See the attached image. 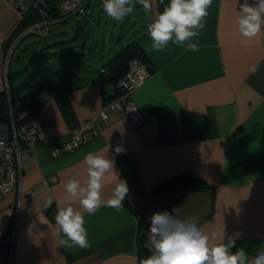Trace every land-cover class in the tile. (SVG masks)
<instances>
[{
  "label": "crops",
  "instance_id": "1",
  "mask_svg": "<svg viewBox=\"0 0 264 264\" xmlns=\"http://www.w3.org/2000/svg\"><path fill=\"white\" fill-rule=\"evenodd\" d=\"M243 2L213 0L205 29L193 38L200 46L197 52L169 42L162 52L146 53L142 45L150 43L147 15L136 37L144 60L153 66L133 91L141 121L133 124L114 102L98 135L52 154L54 145L115 95L99 77L104 58L111 55H102L100 62H64L58 54L39 108L40 114L53 116L57 126L34 143L32 154L22 161L18 183L0 199V240L13 229L15 264H139L140 234L145 232L147 242L149 218L157 211L171 212L174 206L181 208L182 218L196 216L218 236L224 232L225 242L239 233L232 252L243 247L254 257L264 251V25L250 40L239 34L235 18ZM151 3L154 18L166 5ZM21 18L8 1L0 0V89L5 86L6 57L23 32L7 51L5 41ZM83 47L71 54L85 56ZM93 52L90 48V56ZM252 65L258 66L255 73L250 72ZM0 133L9 135V127L0 128ZM116 141L122 147L118 153L111 149ZM89 152L114 158L115 173L106 174L104 198L118 175L129 191L141 196L142 207L135 212L127 194L120 211L102 206L95 214L84 213L91 246L67 248L61 245L64 237L55 223L57 205L68 195V180L86 179L83 160ZM183 172L208 186L178 185L153 195V187ZM49 196L52 209L46 213L43 205Z\"/></svg>",
  "mask_w": 264,
  "mask_h": 264
},
{
  "label": "clouds",
  "instance_id": "2",
  "mask_svg": "<svg viewBox=\"0 0 264 264\" xmlns=\"http://www.w3.org/2000/svg\"><path fill=\"white\" fill-rule=\"evenodd\" d=\"M162 2V0H161ZM135 4L142 5L150 18L147 33L150 43L143 44L146 53L162 52L171 42L193 52L199 51V43L193 38L199 37L205 29V17L213 0H169L162 12L152 17L151 0H103V11L115 21L123 22L134 11ZM239 34L247 39L259 35L264 25V0H244L235 18ZM258 71L257 65L250 67V72ZM86 179H70L65 184L68 194L62 203H58L55 223L63 234L61 245L67 248L78 246L90 247L84 213L95 214L102 206L122 210L123 201L129 193L127 181L119 179L107 199L103 196L106 174L114 171V158L99 152L86 154ZM117 174V173H116ZM53 203L47 197L43 207L48 209ZM78 204L79 208L73 205ZM83 211H82V210ZM149 236L145 248L151 253L139 261V264H264V251L254 257L243 247L234 248L239 233L229 236L227 242L218 236L215 229L208 230L200 225L199 218L181 217V208L174 206L171 212L157 211L149 218ZM219 243H216L217 240Z\"/></svg>",
  "mask_w": 264,
  "mask_h": 264
},
{
  "label": "built area",
  "instance_id": "3",
  "mask_svg": "<svg viewBox=\"0 0 264 264\" xmlns=\"http://www.w3.org/2000/svg\"><path fill=\"white\" fill-rule=\"evenodd\" d=\"M6 1L18 11L21 17L34 11L42 15V19L39 22L28 27L22 34L31 31L41 32L47 23L51 21L45 17L43 6L45 1L43 2V0ZM87 1L57 0V5L59 11L67 17L76 12H85ZM152 70L153 66L149 61L139 57H132L128 62L127 70L112 84V89L115 93L112 100L105 101L95 115L82 121L78 127L70 132L66 140L54 145L51 148V153L58 154L69 151L98 135L102 124L107 121V117L112 111L114 102L122 108L133 124L139 123L142 119V113L133 98V91L151 74ZM4 77L7 88L6 64L4 66ZM55 126H57V120L53 116L37 113L17 124L12 122L9 127V135L0 133V199L18 183L22 161L32 154L34 143ZM111 149L113 152L118 153L122 147L116 141L113 142ZM49 178L53 181L56 180L54 174H50ZM128 197L131 207L138 213L142 207L141 196L134 191H129ZM13 253L14 243L13 234L11 233L6 239L0 241V264H15Z\"/></svg>",
  "mask_w": 264,
  "mask_h": 264
},
{
  "label": "trees",
  "instance_id": "4",
  "mask_svg": "<svg viewBox=\"0 0 264 264\" xmlns=\"http://www.w3.org/2000/svg\"><path fill=\"white\" fill-rule=\"evenodd\" d=\"M158 1L161 6L169 3V0H162V2L161 0ZM136 5L139 4H135V6ZM43 6L45 9V17L49 21L53 19H65L64 17H66V15L59 11L57 0H45ZM41 19L42 15L35 11L23 16L16 28L5 41V50H8L19 33L23 32L36 22H39ZM31 32L23 34L20 39L24 38ZM16 45L17 43L15 42L10 54ZM52 53L54 54V51H49L47 45H35L30 52L26 64L16 70L8 68L9 58L7 59V88L4 86L0 89V128L10 127L12 122L17 124L25 118L39 113L44 88L55 72V68L51 65ZM132 57L145 58L142 48L138 44L136 38L122 43L119 49L108 58L103 68L100 69L99 77L102 86H110V88H112L114 81L127 70L128 62ZM178 185L197 189L208 186L203 183L202 180L194 177L190 172H183L157 184L152 188V193L153 195H158ZM51 209L52 207L45 209V212L49 213ZM145 243L146 234L145 232H141L139 240V261L149 256V254L143 252L147 251Z\"/></svg>",
  "mask_w": 264,
  "mask_h": 264
},
{
  "label": "rangeland",
  "instance_id": "5",
  "mask_svg": "<svg viewBox=\"0 0 264 264\" xmlns=\"http://www.w3.org/2000/svg\"><path fill=\"white\" fill-rule=\"evenodd\" d=\"M102 5L103 0H88L85 12L73 13L63 20L53 19L42 32L29 33L17 43L13 53L9 52L10 55H7L9 68L15 65L23 67L35 45H47L49 51H54L51 64L59 58L60 53V59L64 62H78L86 58L100 62L103 56L112 55L122 43L141 33L147 18L143 8L135 6L134 11L123 22H118L107 16ZM82 47L85 56L71 54L74 49ZM90 48L94 49L92 56L89 54ZM106 61L104 58L103 63Z\"/></svg>",
  "mask_w": 264,
  "mask_h": 264
}]
</instances>
